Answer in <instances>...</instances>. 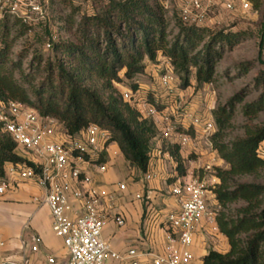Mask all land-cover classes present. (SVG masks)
<instances>
[{"label": "trees", "instance_id": "1", "mask_svg": "<svg viewBox=\"0 0 264 264\" xmlns=\"http://www.w3.org/2000/svg\"><path fill=\"white\" fill-rule=\"evenodd\" d=\"M7 16L0 19V101L21 102L42 116L58 120L69 136L90 124L99 125L109 131L110 141L118 144L129 165L141 172L148 170L152 141L159 130L152 119L142 117L122 98L116 87L122 81L120 73L133 81L132 88L136 91L139 84L135 79L145 73V58L154 60L162 52L170 58L184 86L190 84L192 69L196 70L198 83H211L223 55V45L232 46L242 36L240 32H214L182 21L176 40L170 43L164 11L155 2L110 0L94 14L82 18L76 40L56 43L55 51L60 57L55 63L42 66L41 56L33 58L31 66L42 81L31 92L15 77L22 58L14 62L10 57L14 39ZM54 18L67 21L58 14ZM16 21L21 20L16 18ZM261 45L264 46V38ZM22 79L32 85L35 78L22 74ZM146 94L160 109L153 93ZM240 99L241 95H237L228 107L214 112L217 130L210 138L212 148L228 165L226 169L216 168L220 184L213 191L220 207L217 226L227 237L230 248L224 253L211 249L202 264H264V185L238 184L234 180L236 176L255 174L264 168V159L258 151L264 141V127L248 129L245 136L233 141L224 140L232 125L235 103ZM262 109L264 100L245 111L250 115ZM190 133L193 134L191 130ZM164 151L174 157L179 175H183L180 145L167 144ZM100 160H106L105 152ZM7 163L37 168L19 154L17 143L0 123V178ZM240 200L246 205L237 209L236 216L224 211L229 204Z\"/></svg>", "mask_w": 264, "mask_h": 264}, {"label": "built area", "instance_id": "2", "mask_svg": "<svg viewBox=\"0 0 264 264\" xmlns=\"http://www.w3.org/2000/svg\"><path fill=\"white\" fill-rule=\"evenodd\" d=\"M201 1L192 0V6L202 9ZM241 5L250 7L246 0ZM227 8H233V4L228 3ZM2 12L19 18L23 23H31L43 17L44 8L37 0H0ZM185 13L188 14L189 10L186 9ZM47 45L51 47L52 44ZM166 62L159 84L171 94L174 69L170 58L166 57ZM137 91L119 90L122 98L130 102L142 117L155 122L164 139L176 140L175 143L186 146L193 140L190 130L200 129L212 147L210 138L216 132L213 119L182 112L176 115V120H172L169 114L150 101L147 94L138 95ZM0 123L17 143L18 150H24L19 154L37 167L16 164L21 178L34 180L46 189L44 202L50 209L52 230L63 240L68 252L67 264H107L110 259L126 264H196L190 248L199 224L206 220L217 229L219 210L211 207L209 199L215 187L211 188L208 183L195 177L188 181L179 180L172 189V194L178 198L179 208L166 216L167 241L163 252L142 254L136 249L125 253L113 251L102 233L109 218L104 204L108 202L112 206L116 195L102 192L94 179L80 167V164L88 163L99 172L107 169V163L100 157L112 143L109 131L97 124H90L69 136L58 120L42 116L17 101H0ZM204 170L212 172L214 166L208 164ZM153 177L154 174L146 175L147 180ZM118 186L125 189L122 183ZM4 187V184L0 186V192ZM113 218L119 226L125 224L123 217L114 215ZM40 241V237L34 238V251L38 250ZM141 256H146L148 261L142 262ZM48 261L54 263L55 259L48 256ZM20 264H28V261Z\"/></svg>", "mask_w": 264, "mask_h": 264}, {"label": "rangeland", "instance_id": "3", "mask_svg": "<svg viewBox=\"0 0 264 264\" xmlns=\"http://www.w3.org/2000/svg\"><path fill=\"white\" fill-rule=\"evenodd\" d=\"M37 1L44 8L43 17L37 21L23 23L17 22L16 17L7 16L8 25L12 27L10 35L14 39L10 57L14 62L22 58L21 69H16L15 77L22 81L31 92L42 81L41 75L31 66L33 58L41 56L42 66L48 62L55 63L60 57L55 51L56 43L61 40H76V30L82 18L94 14L110 0ZM243 1L202 0V9L198 10L192 6V0H150L164 11L167 21V39L170 43L176 40L180 32L179 24L182 21L214 32H240L242 36L232 46L223 45V55L216 64L214 79L211 83H198L196 70L192 69L190 84L184 86L180 75L173 70V91L169 94L159 84L160 76L167 66L166 57H168L162 52H158L154 60L146 57L145 73L135 79L139 84L137 94L145 96L146 92L151 91L160 109L169 114L172 120L177 119V114L185 112L202 118L210 117L215 123L214 112L219 108L228 107V103L235 96L241 95V99L235 103L233 109L232 125L224 137L226 142L245 136L248 129L264 127V109L250 115L245 111L248 106L256 105L264 100V46L261 45L264 38V0H246L250 4L249 8L241 5ZM230 2L233 8H227ZM186 9L189 10L188 14L185 13ZM57 14L63 18L62 20L67 21L55 19ZM4 15L5 12L0 13V19ZM48 43L52 44L51 47L47 45ZM219 47L220 45H217L216 49ZM22 74L35 78L32 85L22 79ZM120 77L122 81L116 84L117 89L133 92V81L126 79L123 72L120 73ZM191 130L195 132V129ZM201 140L207 142L204 136ZM18 151L22 154L24 150ZM258 151L264 159V141L260 143ZM120 160L124 165V159L120 158ZM216 168L226 169L228 165L225 162L223 167L215 166L212 173L208 175L217 176ZM234 180L238 184L264 185V168L255 174L236 176ZM245 205L246 202L242 200L236 201L229 204L224 211L231 216H236L237 209Z\"/></svg>", "mask_w": 264, "mask_h": 264}, {"label": "crops", "instance_id": "4", "mask_svg": "<svg viewBox=\"0 0 264 264\" xmlns=\"http://www.w3.org/2000/svg\"><path fill=\"white\" fill-rule=\"evenodd\" d=\"M195 132L190 144L180 146L185 168L183 175H179L174 157L164 151V146L176 140H166L160 134L152 141L147 172L131 167L116 142L107 147L104 162L108 167L104 172H99L88 163L80 164L102 192L116 195L112 206L108 202L104 204L109 218L102 233L113 251L125 253L136 249L142 254L163 252L167 241L166 216L179 208L178 198L172 194L174 184L194 177L202 179L211 188L219 183V178L208 175L212 172L205 171L204 167L208 164L223 167L225 162L207 142L201 140L202 131L196 129ZM120 158L124 159L126 167L121 164ZM17 170L15 164L7 163L4 176L0 178V186L5 185L0 192V263L20 264L27 260L28 264H67L68 252L63 240L52 230L50 209L44 202L46 189L34 180L21 178ZM148 173L154 174L150 180L146 178ZM119 183L125 185L124 190L119 188ZM209 199L211 207L218 209L214 192L210 193ZM114 215L123 217L125 224L119 226L114 221ZM36 237H40L41 241L37 244L38 250L34 251L32 247ZM229 248L228 239L218 226L214 229L203 220L190 249L196 264H202L203 257L211 249L224 253ZM48 256H53L55 262L49 263ZM141 260L146 262L148 258L141 256ZM107 264L126 263L110 259Z\"/></svg>", "mask_w": 264, "mask_h": 264}]
</instances>
